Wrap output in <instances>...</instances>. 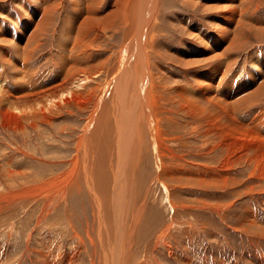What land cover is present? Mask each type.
Returning <instances> with one entry per match:
<instances>
[{"label":"bare ground","instance_id":"1","mask_svg":"<svg viewBox=\"0 0 264 264\" xmlns=\"http://www.w3.org/2000/svg\"><path fill=\"white\" fill-rule=\"evenodd\" d=\"M71 2L75 20L72 14L66 18L62 30L65 35L64 39L58 42L57 47L50 49V54L55 52L56 56L60 55L64 49L68 54L64 56L62 63L53 61L58 74L52 78L50 87H42L38 77L35 76L24 82L29 76L24 69L27 62L33 60L34 54L43 44L41 40L45 39L47 32L54 26L55 12H58V8L61 7L58 5L62 2L37 0L35 9L27 10V18L18 38L10 30L0 33L1 41L9 43L17 52L15 56L6 50H2L0 54L2 60L15 72L14 80H9L5 75V65L0 59L4 65L3 69L0 68V119L4 125L14 124L17 129H22V120H33L31 124L35 126L37 122L34 123V121L49 122L53 116L60 114L64 107L71 106L72 102L78 103L83 110L93 102L90 116L83 127L82 134L77 139V153L70 162V168L61 173L46 176L48 178L43 179L39 184L37 182V185L33 187L31 183V187L26 186L27 188L24 187L17 192L10 190L5 193L0 192V212L11 206L13 208L17 205L23 206V203L31 198L40 200L44 198L43 203L47 208L57 205L61 198L66 200L67 195L69 196L67 186L76 176H79L78 168H83L90 187L95 213L99 215L95 223L98 237L97 240L92 238L94 240L93 255H97L94 264H123V257L121 258L124 250L122 225L125 214L123 208L127 202L129 181L132 177L130 165L134 167L132 164L134 158L141 156L144 129L150 135L149 141L157 163H155L157 169L155 178L165 187V192L171 189L167 183L169 174L166 175V173L174 169L165 165L166 158L174 156L176 150L172 145H168L163 134L165 120L170 109L163 101L159 88L162 76L152 71L150 59L145 53L148 28L158 13L159 0H128L126 6L116 1L113 4L114 9L111 12L108 11L105 16L100 14L103 0H71ZM247 2L249 5L245 7ZM213 3L211 1L206 5L200 2L191 3L194 10L201 7L210 13L219 12L216 22L215 20L210 22L212 33L208 36L202 35L199 28L198 33L190 32L189 34L190 38H196L203 45L196 53L189 54L193 58L190 57L191 60H187L189 69H194L193 76H191L194 82L185 78L184 82H174L167 85L164 90L168 92L170 99L176 105V114L181 115L184 122L199 127L205 135L210 136L212 138L210 150L218 154L213 167L203 164V169L193 171L196 174L194 173L192 179H197V182L201 184L211 183L212 186L219 185L220 188H234L230 194L241 197L247 191L244 188L242 189L244 191H237L236 188L250 179L246 182L239 180L234 170L247 169L246 167L250 166V177L264 180V103L260 104L261 97H264V57L260 63L263 66L258 65L259 71L236 81L233 79L234 73L242 74V72H247L248 68L245 64H240L241 66L237 65L238 67L236 66L237 68L232 73L233 67L240 61L234 58L231 52L234 47L243 48L242 38L247 31L254 33L251 24L244 23V19L251 18L264 0H213ZM254 4L256 8H253ZM122 14L127 15L131 21H136V25L133 30L130 28L126 48L117 55L115 62L107 72L105 81L96 86L95 80L96 87H92L91 82L94 79L91 76L94 74L90 71L80 73L79 69L80 65L85 62V55L83 52H77L75 48H67L66 45L73 38L74 29L77 38H82L91 31H100L102 27H107L114 22L117 15ZM98 35L94 40L98 38ZM151 42L154 41L150 40L149 43ZM89 57L91 58L90 55ZM248 60L258 63L257 55L252 53L251 57L244 61ZM98 73L94 76L96 77ZM49 89L56 94L44 101L48 95L44 96V94L49 93L50 91L46 92ZM58 89L63 91L58 92ZM91 93L96 94L94 99ZM21 101L23 105L16 104ZM130 155L131 157L127 160ZM194 166L199 168L197 162L193 163ZM182 170L180 173H188L189 176L193 174L192 170ZM262 185L264 182L260 181L259 187ZM244 186L254 190L256 187H251V184ZM110 195L112 203L107 202ZM169 204L174 212L177 204L172 201ZM235 206L236 201H224L199 209L222 217L221 214L226 212L224 210ZM250 207H245V214L241 213L243 219L240 224L233 227L232 231L240 238L246 236L249 242H255L264 239V224H259L256 210ZM43 211L41 210L42 213ZM105 216L110 218L114 216L115 222ZM43 218L38 217V225L45 219ZM115 223L117 228H115ZM172 226H174L173 221L169 224L170 228ZM251 227H253L252 230H249ZM55 232L58 230L56 229ZM75 235L80 236L78 231ZM126 238L128 252L133 239L130 231ZM79 242L83 243L82 238ZM43 245L44 248L39 249L38 263L40 264H76L79 259L78 254L81 248L76 252L73 251L74 253L71 250L55 253L51 246H45V242ZM185 261L189 263L192 259L186 256ZM247 261L251 263L249 259ZM219 263L225 264L223 260ZM253 264H264V253L260 254Z\"/></svg>","mask_w":264,"mask_h":264},{"label":"rangeland","instance_id":"2","mask_svg":"<svg viewBox=\"0 0 264 264\" xmlns=\"http://www.w3.org/2000/svg\"><path fill=\"white\" fill-rule=\"evenodd\" d=\"M59 1L62 3L58 5V7L61 6L58 12H55L54 26L47 32L45 39L41 40L43 44L34 54L33 60L27 62L24 70L29 76L24 82L35 76L38 77L42 87H50L52 78L58 74L53 61L62 63L64 56L68 54L65 49L60 55L56 56L55 52L50 54V49L57 47L58 42L65 37L62 30L66 18L72 14L75 20L71 0ZM116 1L126 6L128 0H103L100 14L105 16L108 11L111 12ZM210 1L213 3V0H159L158 13L148 28L145 53L150 59L152 71L162 76L159 88L163 101L170 109L163 134L168 145H172L176 150L174 156L166 158L165 165L168 168L173 167L172 169L174 171L176 169V172L171 169V174L166 173V175L169 174L167 183L171 189L165 192V187L155 178L157 177L156 161L149 141L150 135L144 129L141 156L134 158L132 163L134 167L130 165L133 171L131 170L127 202L123 208L125 214L122 225L123 264H220V260H223L225 264H253L256 258L264 253V239L250 241V243L246 236L242 239L232 231L233 227L240 224L243 219L241 213L245 214L246 206H252L250 208L256 210L259 224H264V185L259 187L260 181L264 182V180L250 177V166L246 167L247 169L234 170L239 180L246 182L250 179L242 186H237L239 187L236 188L237 191L244 188L250 192H244L239 197L230 194L234 188H220L219 185L212 186L211 183V185L209 183L205 185L197 182V179H192L195 173L193 171L203 169V164L213 167L218 154L210 150L212 146L210 136L205 135L199 127L184 122L181 115L176 114V105L170 99L168 92L164 90L167 85L174 82H184L185 78L194 82L191 77L194 69H189L187 60L190 57L193 58L189 54L196 53L203 45L196 38H190L189 34L190 32L198 33L199 28L202 35L208 36L212 33L210 22L212 20L216 22L219 12L210 13L201 7L194 10L191 3L200 2L206 5ZM36 3L37 0H0V33L10 30L18 38L27 18V10L35 9ZM248 5L247 2L245 7ZM253 8H256L255 4ZM244 23H250L254 33L247 31L242 38L244 49H239L237 46L231 52L233 57L240 61L235 64L232 73L240 64H245L248 68V71L242 74L234 73L233 79L236 81L247 77L248 74L254 75L256 71H259L258 65L263 66L260 63L264 57V3L257 7L256 13L251 18L244 19ZM135 25L136 21H131L127 15L122 14L117 15L112 24L102 27L100 31H91L82 38H77L74 29L73 38L66 46L75 48L77 52H83L85 55V62L79 67L80 73L90 71L95 75L99 72L96 77L91 76L94 79L91 82L92 87L105 81L110 66L115 62L119 52L126 48L130 28L133 30ZM97 34H99L98 38L94 40ZM150 40L154 42L149 43ZM2 50L8 51L13 56L17 55L13 46L0 39V54ZM251 53L257 55L258 63L251 60L244 61L251 57ZM0 59L2 60L1 55ZM2 61L5 65V75L9 80H14V70L4 60ZM3 64L0 62L1 69L4 67ZM95 80L97 84L94 85ZM222 86L224 87L223 84ZM62 91L58 89V92ZM46 94L48 95L44 97V101L52 98L56 92L50 91L44 96ZM91 97L94 99L96 94L91 93ZM261 98L260 104L264 103V97ZM22 101L16 104L21 106L24 104ZM92 105L93 102L83 110L78 103L72 102L71 106L64 107L61 113L53 116L49 122L37 120L34 121L37 123L33 126L34 124H31L33 120H22V129H17L14 124L6 126L0 119V192L5 193L8 190L17 192L24 187H31V183L33 187L37 185V182L39 184L43 179L69 169L70 162L77 153V139L82 134L83 127L90 116ZM130 157L131 155L127 160ZM195 162L198 163L199 168L193 167ZM182 169L192 170L193 174L189 176L188 173H180ZM77 174L79 176H76L77 178L75 177L74 181L72 180L67 186L69 196L67 195L66 200L61 198L57 205L47 208L43 203L44 198L41 200L31 198L23 203L24 207L11 206L0 212V264H40L38 263L39 249L44 248V242L45 246H51L55 253L70 250L76 252L81 248L76 264L96 262L97 255H93V244L98 237L95 223L99 215L95 213L83 168H78ZM246 184H251V187L256 186L255 190L243 187ZM107 200L112 203L111 195ZM171 201L179 206H175L174 212L169 207ZM224 201H236V206L224 210L226 212L221 214L222 217L199 209ZM195 208L198 209L195 210ZM38 217L44 219L39 225ZM105 217L114 220V216L113 218ZM172 221L174 226L170 228L169 224ZM114 225L117 228L116 223ZM56 229L59 233L55 232ZM75 231H78L80 236H76ZM129 231L133 239L127 252L126 237ZM80 238L83 240L82 244L79 242ZM186 256L191 257L192 261L187 263Z\"/></svg>","mask_w":264,"mask_h":264}]
</instances>
